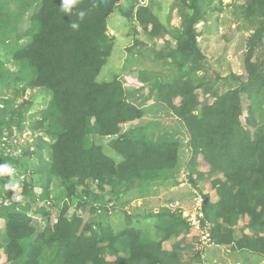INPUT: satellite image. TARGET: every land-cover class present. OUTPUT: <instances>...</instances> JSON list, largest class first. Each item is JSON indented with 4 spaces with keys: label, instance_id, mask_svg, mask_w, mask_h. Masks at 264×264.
<instances>
[{
    "label": "trees",
    "instance_id": "obj_1",
    "mask_svg": "<svg viewBox=\"0 0 264 264\" xmlns=\"http://www.w3.org/2000/svg\"><path fill=\"white\" fill-rule=\"evenodd\" d=\"M215 1L222 9L223 0H182L181 27L168 29L156 0H78L71 16L60 10L61 0H0V47L10 48L19 66L14 72L0 58V95L20 83L50 93L40 115L29 116L33 101L15 107L14 99L0 96V164L15 169L14 177L0 176L5 264H208L199 251L194 261L181 252L193 228L183 207L171 200L155 211L130 198L178 186L176 168L187 148V177L203 195L201 223L211 224L204 248L228 245L242 252L243 264L264 259V58L255 60L258 52L264 56V0L232 3L250 31L245 74L208 80L198 75L208 70L198 24L210 19L208 6L216 11ZM77 10L87 15L74 31L69 22L78 19ZM116 13L150 38L168 36L158 53L152 49L170 65L167 77L136 75L151 84L154 104L180 120V130L157 137L160 121L139 123L150 109L134 102L120 74L99 80L115 50L108 28ZM26 130L32 138L20 143ZM200 160L207 174L198 169ZM203 175L211 179L214 201L199 187ZM54 181L61 192L50 208ZM98 210L100 219L90 220ZM114 217L122 219L117 224ZM241 218L248 222L238 228Z\"/></svg>",
    "mask_w": 264,
    "mask_h": 264
},
{
    "label": "rangeland",
    "instance_id": "obj_2",
    "mask_svg": "<svg viewBox=\"0 0 264 264\" xmlns=\"http://www.w3.org/2000/svg\"><path fill=\"white\" fill-rule=\"evenodd\" d=\"M139 1L146 2L148 0ZM233 2L234 0H223L222 9H220L218 2L215 1L213 6H216V11H211V7L208 6L207 9L209 10L208 15L210 16V19L206 24H204V22L198 24L199 28L201 27V29H204L203 35L199 36V44L208 57V70L206 73L199 72L198 75H201L200 77L207 76L208 80H214L216 79V74L226 75L229 72L238 73V75L245 74L243 58L248 49L247 42L250 31L243 27V21L238 18V14L240 15V12L233 7ZM241 2L243 1L238 3ZM156 3V12L160 17L161 23L164 26H167L168 29L180 28L182 21L181 9L184 6V4H182V0H156ZM122 4H124V2ZM117 14L118 13L114 14L110 19L108 28L110 35L114 37V43L116 44L115 50L103 67V70L99 75V80H111L115 73L120 74L121 77L125 79V87L129 90L132 89V98L134 102L146 109H150L139 123L144 124L149 121H160L161 126L160 130L157 132V137L159 135L170 134V132L172 133L175 129L180 130V120L168 109H164L162 106L154 104L157 100V95L154 97L151 95L149 87L151 84H144L137 76L138 72L141 73L142 71H145L146 74H150L149 76L146 75L148 79L153 78L156 72H158V74L161 73V79H163V77H167L168 74L166 73L170 71V65L164 64L162 59L158 60L157 55L153 54L152 49H155V52L158 53L160 48L162 49L166 44L165 41H167L166 39L168 36H164V34L150 38L148 34L143 31L140 25L135 27L133 22H128L126 18L119 17V14ZM134 28L137 29V32H135ZM150 28L151 26H149V29ZM137 40L143 41L144 43L135 46L134 44ZM132 48L133 50H131ZM261 54V52L256 54V61L260 62L263 60L264 56ZM143 55H145V57H141ZM0 58L5 61L6 65L12 71L15 72L18 70L19 66L15 65V61L11 56L10 48L0 47ZM222 85L223 83L218 81L217 86L221 87ZM25 87L26 85L24 83L16 84L10 88H6L3 95L1 94L0 96L3 98L7 97L14 99L15 107H18V105L24 101H33V107L30 108L27 115L29 116L31 113H37L40 115L39 111L46 107L50 99L49 91L44 88ZM24 88L25 91H23ZM201 97L204 98L205 96L201 95ZM28 122L30 123L31 120H28ZM31 133V130H26L22 135H20L21 139L18 137V139H20V143L26 137L31 139ZM109 139V137H106L103 139V142H108ZM187 158L189 159L190 155L185 153V158H183L184 164L181 165L180 168H176L179 178L178 180L180 182L178 186H170L161 189L157 195L153 194L150 195V197L147 196L146 198H139L136 194H130V198H132L131 203L133 205L144 204V208H152L156 211L160 206L170 205L169 202L172 200L173 203L178 202L179 205L182 207L184 206V211L189 213V216L192 217L191 214L196 213L194 211L196 207L195 205L200 204L202 206L203 195L194 187L192 182L187 177ZM200 163L201 164L198 169L204 174H207L209 166L205 161L200 160ZM57 182L59 181L57 180ZM198 184L199 187L204 190V193L210 195V198L213 201L216 200L214 188L211 186V179L207 175H203L202 180L199 181ZM52 186L53 194L59 193L58 191L60 189L56 186L55 181ZM93 187L95 188V186ZM158 189L160 190V188ZM106 197H109V195ZM144 201L147 202L145 203ZM130 207L131 206L128 205L126 208ZM99 217L100 215L95 218L98 219ZM119 219L122 218H116L117 224V220ZM247 222L248 218H241L238 228H242V226H245ZM197 239L198 231L195 229H192L185 237V241H183V248L181 250L185 260H193L196 252L201 251L197 248L201 247L200 245L197 246ZM185 245L187 246L184 247ZM171 246V241L165 244V247L169 248ZM214 246V244L208 246L206 251H204L203 254L201 253V257L206 259L208 264H236L235 262L237 260L228 245H222L219 247ZM2 254L3 252L1 251L0 264L5 263V258L1 256ZM107 256L109 259H114V256L112 255ZM251 263L252 262H250V264ZM258 263L264 264V259ZM193 264H197V262H194ZM254 264L257 263L255 262Z\"/></svg>",
    "mask_w": 264,
    "mask_h": 264
},
{
    "label": "clouds",
    "instance_id": "obj_3",
    "mask_svg": "<svg viewBox=\"0 0 264 264\" xmlns=\"http://www.w3.org/2000/svg\"><path fill=\"white\" fill-rule=\"evenodd\" d=\"M146 2H148V1H146ZM78 3V0H61V4H60V6H59V8H60V10L63 12V13H65L66 15H69V16H71L72 14H73V9H74V7H75V5ZM142 3H145V2H142ZM93 6H94V4H93ZM76 15H77V17H78V19L76 20V21H70L69 22V26L71 27V29L72 30H74V31H76V30H79V28H80V22L81 21H83L84 20V18H85V16L87 15V13L85 12V11H83V10H77V12H76ZM186 150V153H187V155H190L191 154V150L190 149H185ZM207 164V163H206ZM208 165V164H207ZM14 174H15V169L13 168V167H11L10 165H8V164H0V176H5V175H9V176H13L14 177ZM212 186V185H211ZM5 187H7V185H5ZM18 187V184H16V185H13V190H15L16 188ZM36 190H38V188H36ZM61 191H59V193H60ZM58 194V193H57ZM57 194H53V192H51V194H50V196L48 197V199H47V204L50 206V208H52V205L55 207V199H54V197H56V195ZM14 199H16V200H20L21 199V197H20V195L19 194H16L14 197H13ZM5 203H8V200H6V202ZM198 203H200V202H198ZM202 203H203V201H202ZM174 204H177V206H179V207H182L181 205H179V203L177 202V203H174ZM196 207H199L197 204L195 205ZM184 207V206H183ZM195 207V208H196ZM200 207H201V209H202V206L200 205ZM185 210V209H184ZM99 215V210H98V212H95L91 217H96V216H98ZM184 215V214H183ZM33 216L35 217V218H37V215H36V213H34L33 214ZM185 216V215H184ZM90 218V217H89ZM88 218V219H89ZM202 219H204V215H203V218ZM90 220H95V219H93V218H90ZM55 222L57 221V218H55V220H54ZM211 225V224H210ZM4 227H5V222H4V220L2 219V218H0V230H3L4 229ZM192 229H195L194 227L192 228ZM196 230V229H195ZM209 233H210V230H209ZM211 238V237H210ZM198 239H199V231H198ZM197 239V240H198ZM212 244H210L209 246H211ZM215 245V244H214ZM197 246H198V243H197ZM214 247H219L218 245H215ZM198 249H200L201 251H199V252H201L202 254H203V252L204 251H206V249L208 248V246L206 247V248H204V246H203V248H201V247H197ZM229 248H230V246H229ZM231 250V249H230ZM3 252V254L1 255L2 257H4L5 258V263H6V260H7V257H6V253L4 252V249L3 248H1L0 249V252ZM198 252V251H197ZM200 253V254H201ZM233 253H235L234 251H233ZM4 263V264H5ZM236 264H243L242 262H235Z\"/></svg>",
    "mask_w": 264,
    "mask_h": 264
},
{
    "label": "built area",
    "instance_id": "obj_4",
    "mask_svg": "<svg viewBox=\"0 0 264 264\" xmlns=\"http://www.w3.org/2000/svg\"><path fill=\"white\" fill-rule=\"evenodd\" d=\"M173 207L177 206V204L172 203ZM198 205V204H197ZM199 207H196L194 211L197 213L191 214L192 217L189 216V213L183 212L186 217L191 221V224L193 227L199 231V239H198V245L203 248L204 245L208 244L211 241L209 228L210 225L207 223L205 226H202L201 220L203 218L204 213L201 210L200 204Z\"/></svg>",
    "mask_w": 264,
    "mask_h": 264
},
{
    "label": "crops",
    "instance_id": "obj_5",
    "mask_svg": "<svg viewBox=\"0 0 264 264\" xmlns=\"http://www.w3.org/2000/svg\"><path fill=\"white\" fill-rule=\"evenodd\" d=\"M240 228V227H239ZM246 232H248L246 230ZM234 257L236 258V260L240 263V261H243V256H242V252H238V253H234ZM255 258V257H254ZM253 258V259H254ZM236 261V262H237ZM254 261V260H253ZM257 264H259L258 262H256ZM261 263V262H260ZM251 264H254V263H251Z\"/></svg>",
    "mask_w": 264,
    "mask_h": 264
}]
</instances>
